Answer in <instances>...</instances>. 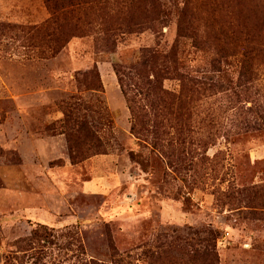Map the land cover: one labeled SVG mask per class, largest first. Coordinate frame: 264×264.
Segmentation results:
<instances>
[{
  "label": "rangeland",
  "instance_id": "374dc122",
  "mask_svg": "<svg viewBox=\"0 0 264 264\" xmlns=\"http://www.w3.org/2000/svg\"><path fill=\"white\" fill-rule=\"evenodd\" d=\"M69 1L0 0V264H264V0Z\"/></svg>",
  "mask_w": 264,
  "mask_h": 264
},
{
  "label": "trees",
  "instance_id": "16d2710c",
  "mask_svg": "<svg viewBox=\"0 0 264 264\" xmlns=\"http://www.w3.org/2000/svg\"><path fill=\"white\" fill-rule=\"evenodd\" d=\"M81 1L80 0H70L68 3V6L70 7H75V6H80ZM85 4H91L90 1H88ZM57 12V11H56ZM247 50V49H246ZM244 49L243 51V59H242V69H243V73L242 76L246 77V78H251L250 76H253L255 74V64L258 62V60L263 59L264 58V45L261 46L259 49H252V50H247L246 51ZM218 59H215L213 62V65L216 66L214 72L215 73H219L221 72V63L226 61L227 59H229L230 57L232 58L233 56L236 55H228L227 53H224L222 51H219V54H217ZM157 61H162V65L165 64V62H169L171 61L172 65H173V70L178 73L180 72L181 69H184L185 64L182 62L181 58H180V48L179 46L174 47L169 55H161L159 54V52H150V51H146L145 54L142 57V66H150L152 64L157 63ZM178 75L181 77L182 80H184L185 82L188 83V85H190L191 88H197V87H203L204 89H207L210 87V84L214 83V79L213 78H201L196 79L191 77L190 75H182L179 74ZM37 234L36 232L34 233V235L28 240L30 242L34 241L35 239L37 241H40V239L43 237L45 239H49V237L51 235H40ZM92 264H96V263H92Z\"/></svg>",
  "mask_w": 264,
  "mask_h": 264
}]
</instances>
